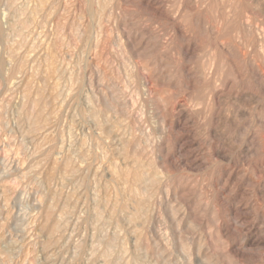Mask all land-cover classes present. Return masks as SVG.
I'll use <instances>...</instances> for the list:
<instances>
[{"label": "rangeland", "instance_id": "1", "mask_svg": "<svg viewBox=\"0 0 264 264\" xmlns=\"http://www.w3.org/2000/svg\"><path fill=\"white\" fill-rule=\"evenodd\" d=\"M213 1L0 0V264H264V0Z\"/></svg>", "mask_w": 264, "mask_h": 264}, {"label": "bare ground", "instance_id": "2", "mask_svg": "<svg viewBox=\"0 0 264 264\" xmlns=\"http://www.w3.org/2000/svg\"><path fill=\"white\" fill-rule=\"evenodd\" d=\"M11 1H12V0H11ZM14 1H15V0H14ZM23 1H24V0H23ZM158 1H159V0H158ZM201 1H203V0H201ZM212 1H213V0H212ZM227 1H228V0H226V2H227ZM230 1H231V0H230ZM262 1H263V0H262ZM63 2H64V1H63ZM213 2H214V1H213ZM226 2H225V3H226ZM231 2H232V1H231ZM147 3H148V1H147ZM147 3H146V4H147ZM149 3H150V2H149ZM149 3H148V4H149ZM206 3H207V2H206ZM217 3H218V2H217ZM217 3H215V4H217ZM222 3H223V2H221L220 5H222ZM233 3H235V2L233 1ZM11 4H12V3H11ZM182 4H183V3H182ZM200 4H201V3H200ZM226 5H227V3L225 4V6H226ZM143 6H144V5H143ZM182 6H183V5H182ZM218 6H219V5H218ZM223 6H224V5H223ZM262 6H264V4H263ZM79 7H80V6H79ZM205 7H206V6H205ZM213 7H214V6H213ZM230 7H231V6H230ZM200 8H201V7H200ZM214 8H215V7H214ZM227 8H229V7H227ZM154 9H155V8H154ZM154 9H153V10H154ZM196 9H197V8H196ZM225 9H226V7H225ZM200 10H203V9H200ZM204 10H205V9H204ZM216 10H217V9H216ZM222 10H224V8H222ZM222 10H221V11H222ZM23 11H24V10H23ZM217 11H218V10H217ZM224 11H226V10H224ZM154 12H155V10H154ZM199 13H200V12H199ZM218 13H219V12H218ZM224 13H225V12H224ZM240 13H241V12H240ZM263 13H264V12H263ZM221 14H222V13H221ZM238 14H239V13H238ZM242 14H244V13H242ZM23 15H24V14H23ZM96 15H97V14H96ZM219 15H220V14H219ZM226 15L228 16V14H226ZM262 15H263V14H262ZM238 16H240V15H238ZM245 16H246V15H245ZM219 17H220V16H219ZM219 17H218V19H221V17H220V18H219ZM233 18H234V17H233ZM237 18H238V17H237ZM241 18H242V17H241ZM241 18H240V19H241ZM195 21H196V20H195ZM195 21H194V22H195ZM236 21H238V19H237ZM211 22H212V20H211ZM219 22H220V21H219ZM221 22H222V21H221ZM229 22H230V20H229ZM241 22H242V21H241ZM84 23H85V22H84ZM227 23H228V22H227ZM249 23H250V22H249ZM238 24H239V23H238ZM244 24H245V23H244ZM246 24H247V23H246ZM250 24H251V23H250ZM228 25H229V23H228ZM235 25H237V24H235ZM239 25H240V24H239ZM29 26H30V25H29ZM219 26H220V25H219ZM224 26H225V25H224ZM226 26H227V25H226ZM231 26H232V25H231ZM250 26H251V25H250ZM13 27H14V26H13ZM83 27H84V26H83ZM176 27H177V26H176ZM176 27H174V28H176ZM217 27H218V26H217ZM221 27L223 28V26H221ZM246 27H247V26H246ZM246 27H245V30H246ZM229 28H230V27H229ZM249 28H250V27H249ZM249 28H248V30H249ZM251 28H253V26H252ZM223 29H225V28H223ZM240 29H241V28H240ZM255 29H256V28H255ZM221 30H222V29H220V31H221ZM241 30H242V29H241ZM245 30H244V31H245ZM60 31H61V30H60ZM210 31H211V30H210ZM226 31H227V30H225V32H226ZM232 31H233V29H232ZM244 31H242V32H244ZM246 31H247V30H246ZM254 31H255V30H254ZM214 32H215V31H214ZM1 33H2V32H1ZM1 33H0V34H1ZM59 33H60V32H59ZM72 33H73V32H72ZM219 33H220V32H219ZM222 33H224V32H222ZM244 33H246V32H244ZM248 33H249V35H250L251 32H248ZM254 33H256V32H254ZM2 34H3V33H2ZM237 34H238V33H237ZM240 34H242V33H240ZM215 35H216V34H215ZM242 35H243V34H242ZM245 35H246V34H245ZM251 35L253 36V33H252ZM257 35H258V34H257ZM260 35H261V33H260ZM5 36H6V35H5ZM54 36H55V35H54ZM221 36H222V35H220L219 37H221ZM243 36H244V35H243ZM252 36H251V38H252ZM261 36H262V35H261ZM261 36H260V38H261ZM103 37H104V36H103ZM237 37H238V36H237ZM245 37H246V36H245ZM61 38H62V37H61ZM247 38H248V35H247ZM247 38L245 39V41L247 40ZM249 38H250V37H249ZM254 39H255V38H254ZM258 39H259V38H258ZM248 40H249V39H248ZM252 40H253V38H252ZM255 40H256V39H255ZM255 40H253V41H255ZM114 41H115V40H114ZM242 41H243V39H242ZM253 41H252V42H253ZM188 42H190V41H188ZM191 42H192V41H191ZM73 43H74V42H73ZM243 43H244V41H243ZM256 43H257V42H256ZM248 44H250V42H249ZM251 44H252V43H251ZM68 45H69V44H68ZM244 45H245V43H244ZM254 45H255V44H254ZM256 45H257V44H256ZM186 46H187V45H186ZM215 46H216V44H215ZM263 47H264V46H263ZM69 48H70V47H69ZM186 48H188V47H186ZM183 49H184V48H183ZM124 51H125V50H124ZM234 52H235V51H234ZM234 52H233V53H234ZM235 53H236V52H235ZM114 54H115V53H114ZM114 54H113V55H114ZM240 54L242 55L241 52H240ZM84 55H85V54H84ZM216 55H218V54H216ZM238 55H239V54H238ZM234 56L236 57L235 54H234ZM70 57H71V56H70ZM98 57H99V56H98ZM114 57H115V56H114ZM215 57H217V56H215ZM221 57H222V56H221ZM240 57H241V56H240ZM240 57H239V58H240ZM103 58H104V57H103ZM237 58H238V57H237ZM239 58H238V59H239ZM209 59H210V58H209ZM209 59H208V60H209ZM212 59H214V58H212ZM238 59H237V61H238ZM245 59H247V58H245ZM241 60H242V59H241ZM241 60H239V62L242 63V64H244L243 61H241ZM248 60H249V59H248ZM248 60H247V61H248ZM209 61H211V60H209ZM209 61H208V62H209ZM215 61H216V60H215ZM245 61H246V60H245ZM113 62H114V61H113ZM217 62H218V61H217ZM219 62H223V63H224V61H221V60H219ZM227 62H228V61H227ZM230 62H231V61H230ZM232 63H233V62H232ZM240 63H238V64H240ZM211 64H212V63H211ZM248 64H249V61H248ZM95 65H96V64H95ZM208 65H209V64H208ZM220 65H221V64H220ZM248 66H249V65H248ZM222 67H223V66H222ZM116 68H118V67H116ZM210 68H211V67H210ZM226 68H227V67H226ZM248 68H249V67H248ZM253 68H254V67H253ZM212 69H213V68H212ZM214 69H215V68H214ZM214 69H213V70H214ZM232 69H234V68H232ZM249 69H250V68H249ZM256 69H257V68H256ZM209 70H210V69H209ZM209 70H208V71H209ZM216 70H217V69H215V71H216ZM243 70H244V69H243ZM243 70H242V72H243ZM246 70H247V69H246ZM252 70H253V69H252ZM110 71H111V70H110ZM218 71H219V70H218ZM234 71H235V70H234ZM247 71H248V70H247ZM250 71H251V70H250ZM254 71H255V70H254ZM258 71H260V70H258ZM209 72H210V71H209ZM244 72H245V71H244ZM76 73H77V72H76ZM128 73H129V72H128ZM232 73H233V72H232ZM237 73H239V72H237ZM230 74H231V72H230ZM234 74H235V73H234ZM246 74H247V73L245 72V76H246ZM250 74H252V73L250 72ZM250 74H249V75H250ZM116 75H117V74H116ZM240 75H243V74H240ZM252 75H253V74H252ZM206 76H207V75H206ZM250 76H251V75H250ZM250 76H249V79H250ZM253 76H254V75H253ZM262 76H264V75H262ZM189 77H190V76H189ZM234 77H235V76H234ZM236 77H237V75H236ZM108 78H109V77H108ZM252 78H253V77H252ZM190 79H191V78H190ZM254 79H255V78H254ZM220 80H221V79H220ZM256 80H257V79H256ZM209 81H210V80H209ZM253 81H254V80H253ZM76 82H77V81H76ZM255 82H256V81H255ZM260 82H261V81H260ZM150 83H151V82H150ZM212 83H213V82H211V84H212ZM256 83H257V82H256ZM256 83H255V84H256ZM258 83H259V81H258ZM192 84H193V83H192ZM208 84L211 85L210 82H209ZM214 84H215V82H214ZM139 85H140V84H139ZM147 85H148V84H147ZM193 85H194V84H193ZM193 85H192V86H193ZM258 85H259V84H258ZM214 86H215V85H214ZM215 87H216V86H215ZM215 87H214V88H215ZM196 88H197V87H196ZM207 88L209 89V88H211V87H207ZM212 88H213V87H212ZM212 88H211L210 90H212ZM214 88H213V89H214ZM142 90H143V89H142ZM214 90H215V89H214ZM88 91H89V90H88ZM212 92H213V91H212ZM150 94H151V93H150ZM212 95H213V94H212ZM214 96H215V95H214ZM216 96H217V95H216ZM215 98H216V97H215ZM225 98H226V97H225ZM126 99H127V98H126ZM201 100H202V99H201ZM181 102H182V101H181ZM179 103H180V101H179ZM177 104H178V103H177ZM180 104H181V103H180ZM173 105H174V104H173ZM184 105H185V104H184ZM215 105H216V104H215ZM177 106H178V105H177ZM181 106H182V104H181ZM171 107H172V105H171ZM184 107H185V106H184ZM184 107H181V108H184ZM172 108H173V107H172ZM172 108H171V109H172ZM24 109H25V108H24ZM186 109H187V108H186ZM139 110H140V109H139ZM172 110H173V109H172ZM184 110H185V108H184ZM187 111H188V110H187ZM187 111H186V112H187ZM175 112H176V111H175ZM186 112H185V113H186ZM187 113H188V112H187ZM180 114H181V113H180ZM173 115H174V114H173ZM26 116H27V115H26ZM175 116H176V114H175ZM175 116H174V117H175ZM177 117H180V116L177 115ZM177 117H176V118H177ZM171 120H172V119H171ZM171 123H172V122H171ZM176 123H177V122H176ZM99 124H101V123H99ZM172 126H173V125H172ZM172 126H171V127H172ZM134 127H135V126H134ZM157 137H158V136H157ZM130 155H131V154H130ZM148 158H149V157H148ZM136 176L139 177L140 175L138 174V175H135V177H136ZM140 177L142 178V176H140ZM141 178H140V180H141ZM140 182H142V180H141ZM158 184H159V183H158ZM91 208H92V207H91ZM53 224H54V223H53ZM228 234H229V233H228Z\"/></svg>", "mask_w": 264, "mask_h": 264}]
</instances>
